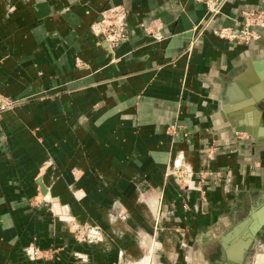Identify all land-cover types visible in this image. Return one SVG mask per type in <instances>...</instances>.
<instances>
[{
	"label": "crops",
	"instance_id": "0c3cea01",
	"mask_svg": "<svg viewBox=\"0 0 264 264\" xmlns=\"http://www.w3.org/2000/svg\"><path fill=\"white\" fill-rule=\"evenodd\" d=\"M112 6L124 37L106 49L91 25ZM245 9L264 0H220L210 20L194 0H0V94L21 102L0 115V264H126L151 238L159 264H189L264 202V138L222 108L264 65V27L212 32ZM70 218L97 229L77 238Z\"/></svg>",
	"mask_w": 264,
	"mask_h": 264
},
{
	"label": "water",
	"instance_id": "95a60500",
	"mask_svg": "<svg viewBox=\"0 0 264 264\" xmlns=\"http://www.w3.org/2000/svg\"><path fill=\"white\" fill-rule=\"evenodd\" d=\"M99 38L101 45L107 49L106 42L102 37ZM238 79L241 90L239 98L226 99L222 108L225 112L231 108L239 111L238 119L228 120L234 130L244 132L256 140L263 139L264 125L258 122L259 113L253 107L259 108L260 104L264 102V65L260 67L248 66ZM263 226L264 202L251 208L246 217L211 240V242L218 243V255L210 264H242L254 236L261 231Z\"/></svg>",
	"mask_w": 264,
	"mask_h": 264
},
{
	"label": "built area",
	"instance_id": "2783aa9c",
	"mask_svg": "<svg viewBox=\"0 0 264 264\" xmlns=\"http://www.w3.org/2000/svg\"><path fill=\"white\" fill-rule=\"evenodd\" d=\"M202 1L206 7L207 20H210L218 13L220 0H194ZM241 26L237 30H233L229 26H220L212 30L213 34L220 38L237 42H251L259 39L258 29L264 27V10L262 9H245L240 11ZM123 16L121 6H112L103 9L100 12L98 20L92 25L91 29L96 36L102 37L109 48L117 44L123 39L124 31L120 19ZM176 174L179 180L184 182L185 188L192 187V182L187 174V170L182 164L177 165L171 170Z\"/></svg>",
	"mask_w": 264,
	"mask_h": 264
},
{
	"label": "rangeland",
	"instance_id": "374dc122",
	"mask_svg": "<svg viewBox=\"0 0 264 264\" xmlns=\"http://www.w3.org/2000/svg\"><path fill=\"white\" fill-rule=\"evenodd\" d=\"M20 103L21 102L18 99H13V98H10V97H7V96H4V95L0 94V115H1L2 112L6 111V110H9V109H12L13 107L17 106ZM183 167H184V165H183ZM174 175L177 176L176 174H174ZM177 180H178V182H179V184L181 186H185L184 182L179 180L178 177H177ZM157 214H158V207H156L154 209V215L157 216ZM67 222H69L70 231L77 238L81 237V236L85 237L89 233L91 234L90 230L97 229L94 226H91V227H88V228H86L85 226H80V225L74 223L71 218ZM261 234H262V236L260 238H255L254 237L252 243L250 244L247 252L244 255V259H243V263L242 264H260V263H257L256 257L264 255V232H262ZM217 245H218L217 242H211L210 241L209 243H205L204 246H203L202 252L198 253L197 251H201V250H199L198 244L194 243L193 246H192V251L194 252V255H193V258H189L188 263L189 264H201L202 255H204V259L206 261L205 264L212 263L213 260L212 259H210V260L207 259V256L205 255V253L207 251H209V252H211V256H212V254H213V256L216 255L218 253L217 249H216ZM156 248H157V246L155 244V240H154V238H151L150 241L148 242L147 246L145 245V247L143 249V252L140 254V256L135 261L127 262L126 264H137L136 262L140 263V260L144 259V257L148 258L149 253H150L149 256H150V259H151L150 264H152V263L153 264H159V262H158V260L156 258L157 252H158V249H156ZM199 255H201V257H199ZM35 256L39 257V256H43V255L42 254L40 255V254H38V252H36ZM260 262H262V260ZM161 264H164V261H162Z\"/></svg>",
	"mask_w": 264,
	"mask_h": 264
},
{
	"label": "flooded vegetation",
	"instance_id": "af4514ba",
	"mask_svg": "<svg viewBox=\"0 0 264 264\" xmlns=\"http://www.w3.org/2000/svg\"><path fill=\"white\" fill-rule=\"evenodd\" d=\"M205 255L207 256V259H209V260H210V259L214 260V259H216V257H217V256L214 257L215 255L213 256V254H212V256H211V252H209V251H207V252L205 253ZM203 257H204V256H203ZM203 259H204V258H203Z\"/></svg>",
	"mask_w": 264,
	"mask_h": 264
},
{
	"label": "bare ground",
	"instance_id": "6f19581e",
	"mask_svg": "<svg viewBox=\"0 0 264 264\" xmlns=\"http://www.w3.org/2000/svg\"><path fill=\"white\" fill-rule=\"evenodd\" d=\"M179 163H180V161H177V164H179ZM138 264H150V259L145 258L143 261H140V263H138Z\"/></svg>",
	"mask_w": 264,
	"mask_h": 264
}]
</instances>
